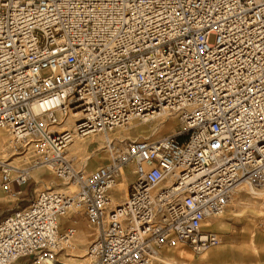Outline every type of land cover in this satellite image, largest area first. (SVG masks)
I'll use <instances>...</instances> for the list:
<instances>
[{"label":"built area","instance_id":"2783aa9c","mask_svg":"<svg viewBox=\"0 0 264 264\" xmlns=\"http://www.w3.org/2000/svg\"><path fill=\"white\" fill-rule=\"evenodd\" d=\"M0 129V190L52 176L0 219V264L70 256L79 221L87 264L216 247L240 185L264 191V0H0ZM87 137L107 154L91 169Z\"/></svg>","mask_w":264,"mask_h":264},{"label":"rangeland","instance_id":"374dc122","mask_svg":"<svg viewBox=\"0 0 264 264\" xmlns=\"http://www.w3.org/2000/svg\"><path fill=\"white\" fill-rule=\"evenodd\" d=\"M156 124H157V131H156V135L154 138L161 137V136L167 134L168 132H171L173 130V128H175V129L178 128L177 120L175 118H170V119L164 120V121L159 122V123H157V121H155L153 123H149L146 125L135 126V127L132 126V128L129 129L127 132H125V134L129 135L130 137H135L138 134H140V132H149V130H151L153 128V126ZM5 137H6V134H5ZM3 138H4V136L3 137L0 136V142ZM6 141H7V137L3 139L2 144L3 143L6 144ZM79 142H81V140L77 141L76 143H79ZM88 144L89 145H88V147H86V150L85 149H80V150L79 149H73V150H76V152H79L84 157H86V156L91 157L93 154L92 150L95 147V143H92V141H90ZM3 147H4V144H3ZM90 147H91V149H89ZM102 161L103 162L107 161L106 151L104 152L103 155H101L100 157H97L96 160H91L90 167L88 166V168L91 169L92 168L91 165H94L95 163L102 162ZM33 176H34L33 180H30V182L28 184H26L25 186L22 187V193H23L22 195L23 196L20 197L19 201L18 200L14 201V196H11V195H8V197H6L5 199L0 200V219H2L6 214H8L10 212L11 208L13 206H15L17 203H19L20 206L26 205L27 200L33 195L34 189L38 186L37 182H40L39 180L43 179V182L47 183L52 178V176L50 174L46 173L42 169H38L36 171L35 175L33 173ZM120 179L122 181H126L127 184H130L134 181L135 175L133 173H131L130 170H125L124 176H121ZM3 195L7 196L5 193H3ZM113 196L117 199L122 198L123 189L117 187L113 191ZM238 196L246 199L248 201V203L250 204L251 208L247 209L248 213H238V215H236L235 213H224L225 215L223 218H224V222L228 224V229L226 230V228H222V223H219V224L217 223V225H214L212 228L213 231H215L219 234V236L221 238V244L216 246V247L209 248L208 250H206L204 253H201L200 255L206 254L209 252L210 253L216 252L220 247L227 245V243L229 242L228 238L230 237V235L241 241V244H243L242 248H244V249L247 248V250H250V247L247 243L248 240H247V238H244L243 226H242L244 224V222H246V221L250 222V220H253V221H251L253 223V228H254L255 232L259 235V239H258L259 243L258 244H262V247L264 246V202H263L264 200L262 199V196L260 198L259 196H255V195L251 194L250 189L243 185L241 190H239V192L237 194H235V196L230 201V204L228 205L229 207H231V205L236 203L235 199H238ZM255 200L260 202V204L262 205L261 209L259 208V205H255L256 204ZM260 210L262 212H260ZM258 213H260V214H258ZM228 216H229V218H227ZM236 216L238 218L241 217L240 218L241 220L240 221L237 220ZM77 226H78L77 232L81 231L83 234L82 235L81 233H78V235L76 236V242L79 243V245H77V247L81 248L82 251L85 253L86 244L88 243V241L91 238V230L87 226L83 225L82 221H79ZM227 231L230 233L229 235H227ZM79 234H81V235H79ZM231 242H233V241H231ZM179 246L185 248L188 252L196 254L192 249H190V247H188L186 245H178V247ZM170 248L171 247H162V248H160V252L163 250L170 249ZM174 253H175L176 257H178V250L175 251ZM84 257H85V255L82 258H84ZM60 259L63 260L64 257H60ZM180 260L181 259L178 258V262H180ZM214 261H216V260H214ZM18 262H20V260ZM25 264H31V263H29V261H28V263H25ZM153 264H164V263L159 262L157 260H154ZM205 264H216V262H213V259H211V262L205 263ZM237 264H259V261L255 257H251V258L248 257L246 259H243V261H239V263H237Z\"/></svg>","mask_w":264,"mask_h":264},{"label":"bare ground","instance_id":"6f19581e","mask_svg":"<svg viewBox=\"0 0 264 264\" xmlns=\"http://www.w3.org/2000/svg\"><path fill=\"white\" fill-rule=\"evenodd\" d=\"M173 130H175V128H173ZM156 131H157V129H155L153 132H150V130H149V132H140L139 135H141L143 138L153 139L156 135ZM0 136H2V137L4 136V138H6L5 132L2 129H0ZM90 141H92V143H95V150L96 151H94L92 156L89 157V159L87 160V166H89V167L91 164V160H96L97 157H100L105 152L103 149H101L102 144H103L102 138L101 137H87L85 139H82L81 142H79V143L75 142L71 146V149H79V150L85 149L86 150V147H88V145H89L88 143ZM89 149H91V147ZM5 150H6L5 143H4V147H3V144H1L0 145V157L5 156V154H6ZM38 169H41V168H37V169L33 170L34 175L36 174V171ZM118 182L119 183L117 184V187L122 188L125 191H127L126 181L119 180ZM240 186H241V188L243 187L242 184ZM250 192H251V194H253V191H250ZM124 195H125V192H124ZM253 195H257L259 197L262 196L263 200H264V191L260 192V193H255ZM230 201H229V204H230ZM116 202H118V201L116 200ZM255 203H256L255 205H259V208L261 209L262 205L260 204V202L255 200ZM260 212H262V211L260 210ZM235 214L238 215V213H235ZM258 214H260V213H258ZM224 215L225 214L223 213L222 215L212 219V221L210 223V228H213V226L217 225V223L218 224L222 223V228H226V230H227L228 224L224 222V218H223ZM236 218L239 221L241 220L240 219L241 217L238 218L236 216ZM251 221H253V220H250V222L246 221L242 225L244 238H247V240H248L247 243L250 247V250H247V248H245V249L242 248L243 244H241V241L230 235V237L228 238L229 242L227 243V245L220 247L216 252H213V253L209 252V253L202 254V255H200L201 253L193 254L191 252H188L185 248L180 247V246L178 247V245H176V246L171 247L170 249L163 250L161 252L159 249V251L156 254L155 260L162 262L164 264H205V263L211 262V259H213V262H216V264H232L233 262H234L233 264H237V263H239V261H243V259H246L248 257H250V258L255 257L258 259L259 264H264V246L262 247V244H258L259 243V241H258L259 235L255 232V230L253 228V223ZM228 231H227V235L230 234ZM231 241H233V242H231ZM77 245H79V243H77ZM177 250H178V257H176V255L174 253ZM81 251H82V249L78 248L76 246L75 250L70 252V256H65L63 260H61L60 257H59V259H56V258L44 256L38 260H35L31 264H87V259L85 257L82 258L85 255V253L83 251L82 252ZM178 258L181 259L180 262H178ZM214 260H216V261H214Z\"/></svg>","mask_w":264,"mask_h":264},{"label":"crops","instance_id":"0c3cea01","mask_svg":"<svg viewBox=\"0 0 264 264\" xmlns=\"http://www.w3.org/2000/svg\"><path fill=\"white\" fill-rule=\"evenodd\" d=\"M3 139L0 142V145L2 144ZM4 144V143H3ZM103 162V161H102ZM102 162H97L94 165H91L92 168L96 167L98 164L102 163ZM4 193V192H3ZM3 193L0 190V200L5 199L6 197H8V194H6L7 196L3 195ZM10 198V197H9ZM237 198V197H236ZM235 204L231 205V207H227L226 211L224 213H248V210L250 207V204L248 203V201L242 197L238 196V199H235ZM229 218V216L227 217ZM210 230H212V228L209 227ZM85 231V230H84ZM83 231V232H84ZM78 233H81V231L77 232L76 236L78 235ZM79 234V235H81ZM83 235V234H82ZM88 235V234H87ZM18 264V263H17ZM21 264V263H20Z\"/></svg>","mask_w":264,"mask_h":264}]
</instances>
